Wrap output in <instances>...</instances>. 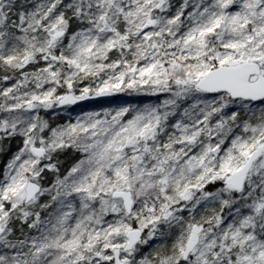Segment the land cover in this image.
Masks as SVG:
<instances>
[{"label":"snow or ice","instance_id":"1","mask_svg":"<svg viewBox=\"0 0 264 264\" xmlns=\"http://www.w3.org/2000/svg\"><path fill=\"white\" fill-rule=\"evenodd\" d=\"M0 264H264V0H0Z\"/></svg>","mask_w":264,"mask_h":264}]
</instances>
